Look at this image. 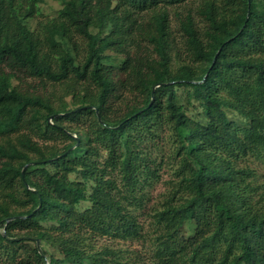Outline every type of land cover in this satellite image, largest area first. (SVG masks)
<instances>
[{"label": "trees", "instance_id": "1", "mask_svg": "<svg viewBox=\"0 0 264 264\" xmlns=\"http://www.w3.org/2000/svg\"><path fill=\"white\" fill-rule=\"evenodd\" d=\"M44 2L0 0V264H264V0Z\"/></svg>", "mask_w": 264, "mask_h": 264}, {"label": "rangeland", "instance_id": "2", "mask_svg": "<svg viewBox=\"0 0 264 264\" xmlns=\"http://www.w3.org/2000/svg\"><path fill=\"white\" fill-rule=\"evenodd\" d=\"M61 6V0H45L43 4L40 5V12L42 14L41 17H52L56 14V10ZM36 25V19L35 20H30L29 21V26L34 29ZM17 52L21 55L24 56V51L21 49H17ZM120 55H113L110 60V64L118 62L120 59ZM48 90H53L55 92L56 96H63V93L65 91L64 84H58L55 87H50L47 86ZM180 96L182 93L179 94ZM67 99V98H66ZM181 99V97H180ZM163 140L158 142L159 147L162 148L163 154H164V160L161 164V168L159 170V175L160 177L152 182L151 184L145 185L143 192L145 193L144 198H143V204L140 208H136L134 210V213L136 214L139 222L142 224L144 230H148V232L151 231V209L153 207L158 206L161 201L163 200L169 180H175L173 179V175L171 173V167L168 163H166V156L168 153V146L165 144V136L162 138ZM240 164L242 165H248L252 169H254L255 175L253 179V183L258 186V191H264V165L261 164L260 162L252 159V158H245L240 161ZM201 210V205L198 201L192 200V205L191 208L187 211V215L191 217H195L200 214ZM149 236H147L146 239H148ZM94 243L96 245H108L114 249L120 248V249H125L128 251V253H124L126 256L127 255H132L129 254L131 250L133 249H139L142 251V253L145 251L146 253V247H148V241L146 240L143 243H137V242H128V241H121V240H112L108 239L105 237H99L97 236L94 240ZM64 254L67 256H73L78 254V251L72 248H65L64 249ZM147 255V253H146ZM132 257V256H131Z\"/></svg>", "mask_w": 264, "mask_h": 264}, {"label": "water", "instance_id": "3", "mask_svg": "<svg viewBox=\"0 0 264 264\" xmlns=\"http://www.w3.org/2000/svg\"><path fill=\"white\" fill-rule=\"evenodd\" d=\"M22 172V171H21Z\"/></svg>", "mask_w": 264, "mask_h": 264}]
</instances>
